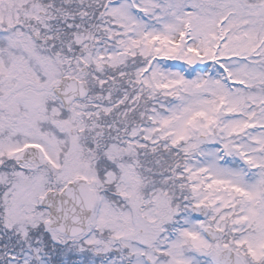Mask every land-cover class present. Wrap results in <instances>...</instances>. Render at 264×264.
Returning a JSON list of instances; mask_svg holds the SVG:
<instances>
[{"label":"snow or ice","instance_id":"obj_1","mask_svg":"<svg viewBox=\"0 0 264 264\" xmlns=\"http://www.w3.org/2000/svg\"><path fill=\"white\" fill-rule=\"evenodd\" d=\"M0 264H264V0H0Z\"/></svg>","mask_w":264,"mask_h":264}]
</instances>
